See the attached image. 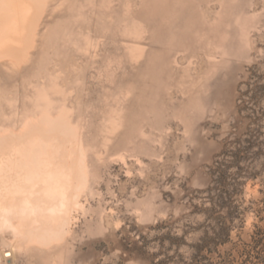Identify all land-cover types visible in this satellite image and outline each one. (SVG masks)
<instances>
[{
    "label": "rangeland",
    "instance_id": "374dc122",
    "mask_svg": "<svg viewBox=\"0 0 264 264\" xmlns=\"http://www.w3.org/2000/svg\"><path fill=\"white\" fill-rule=\"evenodd\" d=\"M21 1L0 163L43 142L68 175L65 198L2 200L0 264H189L217 162L238 209L203 264H241L264 232V0Z\"/></svg>",
    "mask_w": 264,
    "mask_h": 264
},
{
    "label": "bare ground",
    "instance_id": "6f19581e",
    "mask_svg": "<svg viewBox=\"0 0 264 264\" xmlns=\"http://www.w3.org/2000/svg\"><path fill=\"white\" fill-rule=\"evenodd\" d=\"M22 3L24 2L21 0H0V46L2 47L4 44L12 43L15 40H13L15 37L14 34L16 35L17 33V35H19L17 31H21V27H23L22 22L25 20L24 15L26 13L24 9L26 5L25 7H22ZM26 9L28 11V8ZM13 43H15V41ZM32 145L36 150L32 161L30 160V155L32 154L30 150H23L21 151V158L17 156L19 159H15L13 156L12 159L5 160L6 162L4 164H2L3 161L0 163V205L4 198L11 196L17 201H22L24 198L31 199L34 196V192L39 187L42 194L45 196L55 197V193L57 195L60 194L63 197L65 196L64 188L65 181H67L65 175L68 174L63 172L64 170H60L62 173H65L61 174L60 172H57L58 168L47 164L49 159L45 158L47 150L45 149L46 145L43 142L39 145H35L34 143ZM14 152L15 151H13L12 154ZM14 155H16V152ZM31 165H34V168ZM17 169H25L22 171H24V174H27L23 175L22 172H19V170L17 171ZM12 171L16 172L14 173Z\"/></svg>",
    "mask_w": 264,
    "mask_h": 264
},
{
    "label": "trees",
    "instance_id": "16d2710c",
    "mask_svg": "<svg viewBox=\"0 0 264 264\" xmlns=\"http://www.w3.org/2000/svg\"><path fill=\"white\" fill-rule=\"evenodd\" d=\"M241 152L242 150L240 149L235 152V157L238 160L241 158ZM229 167L230 166H226L222 162H217L216 165H214L212 171L214 189L220 190V194L217 195L218 198H212V213L209 215L208 219H212L211 217L214 214H218L217 217H215L216 225L213 228L214 232L212 234L208 231L205 232L200 242L193 246L195 253L189 264H203L204 260L209 259L207 255H205V252L213 253L219 246L226 245L231 241V225L234 223V215L235 212H237L238 206L234 204L233 195L227 194L226 191L229 178L227 169ZM225 210H228V212L225 215L221 214V212ZM244 255H246V258L241 264H264V232H258L253 236L252 244L242 251V256ZM226 262L227 260L223 259L221 263ZM230 262H235V258L233 257ZM162 263L163 262H161V264Z\"/></svg>",
    "mask_w": 264,
    "mask_h": 264
}]
</instances>
